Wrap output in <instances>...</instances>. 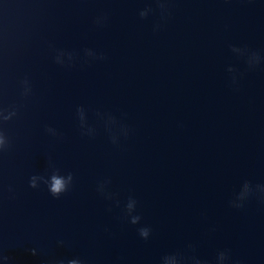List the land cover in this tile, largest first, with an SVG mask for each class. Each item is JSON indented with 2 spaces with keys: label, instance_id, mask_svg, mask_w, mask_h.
Returning <instances> with one entry per match:
<instances>
[{
  "label": "water",
  "instance_id": "1",
  "mask_svg": "<svg viewBox=\"0 0 264 264\" xmlns=\"http://www.w3.org/2000/svg\"><path fill=\"white\" fill-rule=\"evenodd\" d=\"M0 138V264H264V0H0Z\"/></svg>",
  "mask_w": 264,
  "mask_h": 264
},
{
  "label": "clouds",
  "instance_id": "2",
  "mask_svg": "<svg viewBox=\"0 0 264 264\" xmlns=\"http://www.w3.org/2000/svg\"><path fill=\"white\" fill-rule=\"evenodd\" d=\"M158 7H160L161 9H165V5H163V4H159L158 3ZM149 11H151L150 8H145V10L140 13V15L142 17H144V16H146L148 14ZM2 143H3V139L0 138V144H2ZM64 184H65V182L63 180H58L56 182L55 188H52L51 186H49V189H48L49 193L53 197H59L60 194L64 191ZM30 186H34V182ZM140 235L141 236H146L147 235L146 230H141ZM33 254H35V250H33ZM3 259H7V257H4ZM68 264H76V262L75 261H69Z\"/></svg>",
  "mask_w": 264,
  "mask_h": 264
}]
</instances>
